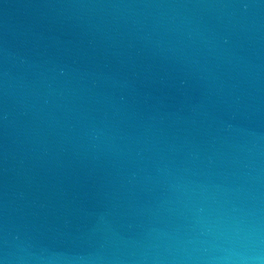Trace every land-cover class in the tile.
Here are the masks:
<instances>
[{"label":"water","instance_id":"1","mask_svg":"<svg viewBox=\"0 0 264 264\" xmlns=\"http://www.w3.org/2000/svg\"><path fill=\"white\" fill-rule=\"evenodd\" d=\"M202 200L264 210V0H0V260Z\"/></svg>","mask_w":264,"mask_h":264},{"label":"clouds","instance_id":"2","mask_svg":"<svg viewBox=\"0 0 264 264\" xmlns=\"http://www.w3.org/2000/svg\"><path fill=\"white\" fill-rule=\"evenodd\" d=\"M4 257L0 264H264V210L257 203L214 211L202 200L193 204L183 235L150 227L143 241L124 249L101 245L85 253L6 242Z\"/></svg>","mask_w":264,"mask_h":264}]
</instances>
